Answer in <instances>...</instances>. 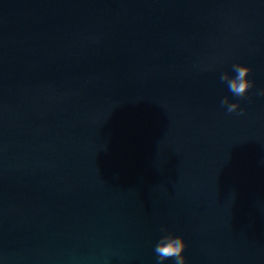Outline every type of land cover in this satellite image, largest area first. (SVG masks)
<instances>
[{
    "label": "water",
    "instance_id": "1",
    "mask_svg": "<svg viewBox=\"0 0 264 264\" xmlns=\"http://www.w3.org/2000/svg\"><path fill=\"white\" fill-rule=\"evenodd\" d=\"M259 88L264 0H0V264H264Z\"/></svg>",
    "mask_w": 264,
    "mask_h": 264
},
{
    "label": "clouds",
    "instance_id": "2",
    "mask_svg": "<svg viewBox=\"0 0 264 264\" xmlns=\"http://www.w3.org/2000/svg\"><path fill=\"white\" fill-rule=\"evenodd\" d=\"M232 70L234 75L224 72L221 80L226 81L229 91L233 96L244 98L248 94V90L253 88L255 81L249 78L251 67L244 63H233ZM257 94L264 96V88H259ZM220 104L225 108L227 113L243 114L245 109L241 107L240 100H230L228 96H224ZM162 235L156 241L154 252L156 254V264H164L165 261L172 259V264H186L187 257L184 251L187 242L182 234L170 231L166 226H161Z\"/></svg>",
    "mask_w": 264,
    "mask_h": 264
}]
</instances>
